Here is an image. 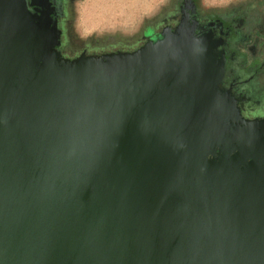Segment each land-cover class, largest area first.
I'll return each mask as SVG.
<instances>
[{
  "label": "water",
  "instance_id": "obj_1",
  "mask_svg": "<svg viewBox=\"0 0 264 264\" xmlns=\"http://www.w3.org/2000/svg\"><path fill=\"white\" fill-rule=\"evenodd\" d=\"M59 39L0 0V264H264V118L221 87L211 35Z\"/></svg>",
  "mask_w": 264,
  "mask_h": 264
},
{
  "label": "flooded vegetation",
  "instance_id": "obj_2",
  "mask_svg": "<svg viewBox=\"0 0 264 264\" xmlns=\"http://www.w3.org/2000/svg\"><path fill=\"white\" fill-rule=\"evenodd\" d=\"M26 1L30 11L38 15L47 14L56 22L60 32L59 51L66 58H75L82 54L130 53L179 26L187 27L195 35L209 33L218 43L217 49L225 58L221 87L230 92L246 118H264L262 6L261 13L254 7L253 10L248 9V16L244 17L237 9L228 12L229 7H206L201 0H166L150 17L143 18L131 31H117L110 40L107 35L96 36L92 44H86V39L80 35L74 39L70 34L75 22L73 5L81 0ZM254 12L260 17L254 15ZM244 19H250L254 23L261 22V26L257 24L248 29L249 23Z\"/></svg>",
  "mask_w": 264,
  "mask_h": 264
},
{
  "label": "rangeland",
  "instance_id": "obj_3",
  "mask_svg": "<svg viewBox=\"0 0 264 264\" xmlns=\"http://www.w3.org/2000/svg\"><path fill=\"white\" fill-rule=\"evenodd\" d=\"M166 0H81L73 5L75 22L70 31L71 38L80 35L86 39V44H92L96 36L107 35L110 38L121 31H131L143 18L150 17ZM206 7H229V11L241 12L242 16H248V9L255 7L261 13L260 7H264V0H201ZM242 6V7H240ZM241 9H240V8ZM247 12V13H245ZM256 13V12H254ZM258 13L254 14L259 16ZM71 19V18H70ZM73 20V18L71 19ZM253 26H261V22L244 19ZM127 33V32H126ZM78 45V44H77ZM77 48V46H74ZM79 48V47H78ZM262 99V97H261Z\"/></svg>",
  "mask_w": 264,
  "mask_h": 264
}]
</instances>
